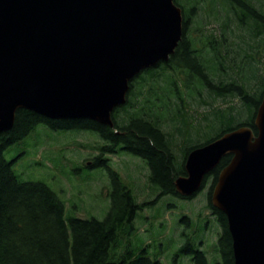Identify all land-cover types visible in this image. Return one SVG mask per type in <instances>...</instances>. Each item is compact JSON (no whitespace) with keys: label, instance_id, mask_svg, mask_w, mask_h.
<instances>
[{"label":"trees","instance_id":"trees-1","mask_svg":"<svg viewBox=\"0 0 264 264\" xmlns=\"http://www.w3.org/2000/svg\"><path fill=\"white\" fill-rule=\"evenodd\" d=\"M212 1L215 6L210 10L215 14L223 12L222 5L226 9V15L223 13L222 19L215 17L216 20L221 19V33L216 35L211 31L203 35L201 47H197L189 36L188 26L199 9L198 0H175L184 10L182 41L169 60L144 69L132 79L127 101L115 108L114 128L89 118L52 119L30 109L17 110L13 127L0 132V264H163L149 257L146 251L139 254L129 251L122 256L115 252L122 234L134 230L138 211L147 205L156 204L159 197L165 194H176L182 198H193L198 194L191 197L181 196L175 186L177 177L186 174L185 161L191 150L240 126H249L255 135L258 134L255 118L264 95L263 74L255 64L252 65L251 75L247 77L255 80L256 91L252 93L247 87V79L237 85L234 81H229L222 70L227 69V58H230L224 45L228 33L233 34L237 29L249 32V39L243 34L238 35L240 43L237 50L245 53L250 64L256 60V54L247 52L249 49H256L257 53L264 51V42H261V49L258 41L251 45L252 41L264 35V0ZM197 19L200 20L199 24L206 21L203 15H199ZM260 41L264 39L261 38ZM228 66L235 69L233 64ZM181 75H186L182 81L188 88H199V95L206 90L208 96L234 95L235 91L241 96L243 105L240 108L231 105L214 109V117L206 121L207 126L211 128L213 123L218 122L222 131L207 141L194 140L202 137L206 127L201 121L200 125L199 122L195 124L190 121L188 112L184 110L188 103L180 89ZM136 82L141 84V88H148L138 92L134 88ZM141 92L144 102L139 106L137 96ZM197 93L193 90V95ZM152 94L155 98L151 97ZM174 96L183 104L173 101ZM201 100L206 102V99ZM157 108L160 111L167 108V113H171V120L175 124L174 132L168 133L164 130L165 117L156 116ZM120 113L123 114L121 122L118 120ZM41 124L54 130H94L109 142L102 148L101 154L88 165L94 167L103 164L111 175V185L108 188L110 209L105 218L85 219L67 215L66 202L47 183L19 180L13 169L14 161L6 159L5 150L22 141ZM177 133L190 143L182 146L181 157H178L172 147L175 142L173 134ZM118 147L139 156L147 163L149 180L160 188L156 199L138 202L130 185L118 171L107 164L109 159L103 158L104 154L117 153ZM231 157V154L223 157L209 174L213 175L208 192L209 208L219 215L223 229L218 238L221 261L212 264H235L233 239L227 216L211 201L219 173L230 162ZM182 249L193 255L199 251L190 241ZM198 255L197 264L208 263L204 253L198 252Z\"/></svg>","mask_w":264,"mask_h":264},{"label":"water","instance_id":"water-1","mask_svg":"<svg viewBox=\"0 0 264 264\" xmlns=\"http://www.w3.org/2000/svg\"><path fill=\"white\" fill-rule=\"evenodd\" d=\"M175 0H0V132L16 112L114 128L132 79L167 61L184 33ZM258 134L240 126L189 152L180 195L197 194L222 158L212 203L228 219L235 264H264V95Z\"/></svg>","mask_w":264,"mask_h":264},{"label":"rangeland","instance_id":"rangeland-1","mask_svg":"<svg viewBox=\"0 0 264 264\" xmlns=\"http://www.w3.org/2000/svg\"><path fill=\"white\" fill-rule=\"evenodd\" d=\"M214 6L212 0H198L197 2L199 9L190 19L188 26L189 36L197 47H201L203 35L211 31L216 35L221 33L220 20L223 13L226 15V9L222 5L223 12L215 14L210 10ZM228 14L230 15L231 12ZM199 15L206 17V21L200 23L201 25L199 24L200 20L197 19ZM218 16L221 18L220 20L215 19ZM239 34L245 35L248 39L251 37L247 30L237 29L233 34H226L224 45L228 50L225 53L230 58H227L229 60V63H226L227 69L222 70L226 78L229 81H234L237 85H240L242 80L251 75L253 64L258 67V71L264 77V51L257 53L256 49H249L247 52L256 54V60L250 64V59L245 56V53H239L237 50L240 43ZM261 38L264 39V35L252 41L251 45L258 41V44L261 45L259 49H261V42H264L260 41ZM229 64H233L235 69L229 68ZM218 76L223 75L218 74ZM172 77L175 78L174 75ZM180 77V89L188 103L184 106V110L188 112L190 121H194L195 124L199 122V125L201 121L206 127L202 137L194 140L207 141L222 131L218 122L213 123L211 128L207 126L208 122L206 121L214 117V109L231 105L240 108L243 105L241 96L237 91L234 95L217 96L214 94L215 96H208L209 93L206 90L202 95H199L198 87L188 88L182 81L186 75ZM200 81L202 83L201 79ZM246 83L250 92L256 91L254 90V79H247ZM177 85L179 86V84ZM134 88L140 92L148 87L141 88V84L136 82ZM193 90L197 93L194 94L195 96ZM142 97V92L138 93L139 106L143 105L141 104L144 102ZM151 97L155 98L153 94ZM201 99H206V102ZM172 100H177L180 105L183 104L175 96ZM167 112L168 109L163 108L161 111H156L155 114L157 117H165L164 130L171 133L174 132L175 124L171 120V113ZM120 116L118 120L121 122L123 114ZM173 137L175 141L172 146L173 150L178 157H181L182 146L190 143L179 133L173 134ZM107 144L109 142L94 130H54L41 124L22 141L8 147L4 154L8 161H14L13 169L19 180L43 181L58 193L66 202L67 215L85 219L92 217L103 219L110 209L108 188L111 185V175L105 165L91 167L88 166V163H92ZM117 151V153H105L103 158H108L107 164L118 171L123 180L130 185L137 201L142 203L156 199L159 196L160 188L149 180L150 171L147 163L139 156L120 150L119 147ZM212 182L211 175L204 188L193 198L165 194L159 197L156 204L147 205L139 210L134 221V230L122 234L120 237L119 246L115 248L118 256L125 255L129 251L136 254L146 251L149 257L157 259L163 264H197L195 256L182 249L190 241L195 248L206 254L207 264L221 261V253L217 248L221 228L216 216L211 213L209 208L208 192Z\"/></svg>","mask_w":264,"mask_h":264},{"label":"flooded vegetation","instance_id":"flooded-vegetation-1","mask_svg":"<svg viewBox=\"0 0 264 264\" xmlns=\"http://www.w3.org/2000/svg\"><path fill=\"white\" fill-rule=\"evenodd\" d=\"M212 177H213V175H212ZM210 189V188H209ZM211 201H212V197H211ZM210 211H211V213H213V211L210 209ZM215 216H216V218H217V220H218V223H219V225H220V228H221V230H220V234L223 232V229H222V226H221V224H220V222H219V215L217 214V213H213ZM219 234V235H220ZM218 238H219V236H218ZM217 248H218V250H219V252L221 253V251H220V247H219V244H217ZM199 251H197V253L196 254H194V256H195V260H196V258L197 257H199V255H198V252H202V253H204L202 250H200V249H198ZM205 254V253H204ZM205 256H206V254H205ZM197 262V261H196Z\"/></svg>","mask_w":264,"mask_h":264}]
</instances>
